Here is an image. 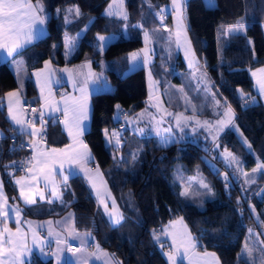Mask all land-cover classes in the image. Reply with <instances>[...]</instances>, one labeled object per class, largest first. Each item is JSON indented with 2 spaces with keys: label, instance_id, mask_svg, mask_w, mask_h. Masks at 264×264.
<instances>
[{
  "label": "trees",
  "instance_id": "16d2710c",
  "mask_svg": "<svg viewBox=\"0 0 264 264\" xmlns=\"http://www.w3.org/2000/svg\"><path fill=\"white\" fill-rule=\"evenodd\" d=\"M109 1L39 0L47 12L50 41L30 45L20 53L26 65L22 75L15 72L9 61H0V127L4 131L0 140V167L8 194L16 198L11 172L5 165L19 171L14 161L27 152L24 142L30 135L11 125L4 94L21 81L24 101L39 105L29 72L32 67L46 58L58 65L87 60L97 69L104 65L106 77L113 85L112 89L92 94L91 124L85 136L121 207L123 219L116 225L109 221L88 181L79 174L62 185V199L53 202V211L42 213L37 206L26 211L31 216H49L71 208L76 227L93 232L101 246L119 257L122 264H170L162 250L170 246L163 235V226L179 216L188 224L198 248L228 257L222 264H253L242 251L247 242H251L250 248L256 252L263 251L257 259L263 261L264 198L259 191L264 188V172L247 185L227 156L212 147L213 140L186 136L162 144L158 135L140 133L125 124L152 96L146 67L130 68L129 53L145 43V32L149 41L152 39L157 45L158 53L150 72L156 92L165 96L166 106L178 109L182 105L176 84L183 85L180 93L195 98L196 102L202 100L203 89L189 74L191 67L177 51L174 39L171 61L163 58L169 37L172 38L157 15L165 0H124L127 19L122 15H106L103 10ZM185 13L194 53L206 63L211 78V92L235 111V126H227L218 136L220 148L237 154L246 168H251L258 159L264 162V104L255 98L250 74V69L264 64V0H214V3L187 0ZM239 23L245 28L228 33L219 59L214 63L206 61L204 48L208 41L201 29ZM104 33H113L115 37L101 50L99 36ZM66 34L78 36L76 49L70 56L65 53ZM206 109L209 111L208 106ZM118 113L120 116L116 118ZM49 127L60 132L55 141H65L58 124L50 123ZM116 129L120 133L119 143L113 135ZM13 131L17 132L15 139L10 137ZM179 173L203 175L214 188V196L201 204L196 198L182 195ZM31 264L53 263L51 258L35 257Z\"/></svg>",
  "mask_w": 264,
  "mask_h": 264
},
{
  "label": "crops",
  "instance_id": "0c3cea01",
  "mask_svg": "<svg viewBox=\"0 0 264 264\" xmlns=\"http://www.w3.org/2000/svg\"><path fill=\"white\" fill-rule=\"evenodd\" d=\"M29 2L33 5L37 4V1L34 0H29ZM208 2L214 3V0H208ZM181 3L182 16L178 17L173 8L172 0H165L157 15L174 39L177 51L187 61L183 55L182 44L191 53L194 50L190 39H187L189 35L185 5L183 0H181ZM39 4L42 5L40 2ZM39 14L46 18L45 23L37 25L39 31L34 33L30 44L19 50V54L8 56L6 50L0 49V61H9L17 74L22 75L26 71L24 56L20 55V53L30 45L37 44L40 46L50 41L47 12L44 10ZM234 26L237 25L204 27L201 29L202 34L208 41L204 48V54L209 63H212L209 58V50L215 49L218 55V58L214 61L216 62L221 56L222 42L229 32H233L230 29ZM178 31L180 32L179 37L177 36ZM75 49L76 47L74 46L72 52L67 56L72 55ZM187 65L190 67L188 62ZM98 70L87 60L73 64L58 65L50 58H46L40 65L32 67L29 72L36 86V98L39 103L36 111V121L33 123H26L25 121L22 107L25 96L22 92L21 81L17 87L6 91L4 94V102L12 126L25 130L27 134L35 131L38 133L35 136H38L44 128H47L49 132L48 143L37 144L33 149L31 164L28 169L14 171L11 167L5 165L6 169L11 172V178L16 188V198H12L8 194L3 170L0 167V184H2L3 193L0 196V234L3 236V243L0 248L5 250L6 241L9 244V237H11V245H17L16 250L12 251L15 255L10 256L9 250H5L3 256H0V259L4 260L5 264H31L35 257L39 260L51 258L52 263L55 264L58 261L57 256L60 258L59 262L64 260V264H104L100 261H94L93 251L96 250L92 237L94 234H90L88 230H79L76 227L75 214L71 208L61 214L49 216H31L26 211V208L31 207L32 209V207L36 206L37 209L38 207L41 208L39 212L42 211V213L44 211H53L55 208L53 202L62 199V185L70 177L79 174L88 181L99 206L109 221L116 225L115 219L117 214H120V206H117V212L116 214L114 213L115 217L111 216L110 208L113 207L115 197L85 136L91 124V96L96 91L106 90L103 89L102 77L97 76ZM262 70H264V64L250 69V74L256 90L255 98L261 100L264 104V91L261 90V83H264V71ZM104 79L109 81L106 73ZM82 89L84 91H81ZM10 92L18 94L19 103H17L16 97L9 101L7 94ZM65 101H67L68 107L67 117L64 114ZM10 103L11 115L9 114ZM75 104L87 105V119L81 122L82 135H77V128L72 118L71 108ZM12 116L23 121V123L16 124ZM119 116L120 114L118 113L116 118H119ZM50 123L58 124L66 138L64 142L54 140L58 139L60 132L52 127L50 128ZM70 131L72 135H69ZM3 134L4 131L0 127V140ZM82 145H87V148L85 149ZM53 149L56 152H53ZM84 152L90 153V155L87 158L78 156L79 153ZM65 177H67L66 180ZM17 181H20V183H17ZM22 190L23 195H21ZM41 194L43 199H41ZM26 200L34 202H26ZM105 205H107V211L105 210ZM16 209L19 211H15ZM163 235L167 239L168 244H170L171 250H173L177 261L175 264H216V260L210 254L214 253L215 257L218 258L217 252L211 249L198 248L197 241L192 233L193 238L190 239L188 244L183 246L172 238L167 229L165 231L163 228ZM69 240L79 242L82 245L81 248L69 249L67 247ZM192 244L195 247H192ZM69 253H77V255L72 256ZM100 253L101 258H104L105 261L111 258L110 252L104 247H102ZM106 264L109 263L106 262ZM219 264H221L220 261Z\"/></svg>",
  "mask_w": 264,
  "mask_h": 264
},
{
  "label": "rangeland",
  "instance_id": "374dc122",
  "mask_svg": "<svg viewBox=\"0 0 264 264\" xmlns=\"http://www.w3.org/2000/svg\"><path fill=\"white\" fill-rule=\"evenodd\" d=\"M113 0H110L108 4H106L104 8V12L106 13V9L108 8L109 4H112ZM117 8H119L120 11L126 12L127 9L124 3V0H122V6H121V0H115V5L113 8V11H116ZM241 24V23H239ZM238 25V24H236ZM84 30H81V33ZM147 33V32H145ZM144 33V39L145 43L135 50H132L129 53V57L131 53H137V59L132 60L130 57V68L134 69L139 66H145L147 69V76H148V83H149V90L151 92V97L148 100V103L144 108L139 110L136 114H134L132 117H128L125 120V124L129 125L131 128L138 130L140 133L145 132H151L156 135H158L160 138V142L162 144H167L170 142L172 138H182L189 136L191 138L199 136L202 139L208 138L210 140H213L212 147L216 148L219 153L225 154L227 156V161L232 163L236 168L237 172L243 176L244 183L250 184L255 182L261 172H264V169H260L257 171H253V169L257 168L258 164H264V162L260 159L257 160L256 164L253 165L251 168H246L245 163L243 159H241L237 154H232V156L236 157L235 160H232V158L228 155V152H225L224 148H220L219 145V139L218 136L220 132L225 129L227 126H235L234 124V117H235V111L234 108L226 104L225 101L218 98L217 96L213 95L210 89V83L211 78L210 75L206 69L205 62L199 61L197 56L194 52H190L184 44H182L183 49V55L187 59L188 64L191 67V70L189 74H191L192 79L196 83V85L203 89L202 91V100L200 102H196L195 98H191L189 95L184 94L181 89L183 88V85L176 84L177 92L182 97V105L178 109H174V107H168L166 106L165 96L162 93H157L155 89V82L152 80L153 77L150 72V68L152 63L155 61L157 51V45L153 40L151 39L149 41V36L147 33V39L145 37ZM78 33L77 35H79ZM77 35H71L66 34L64 37L65 42V53L66 55H69L72 52L73 47L77 46ZM100 36L105 37V40L102 41L103 47L115 37L113 33H104ZM226 38V37H225ZM189 40V37H187ZM170 41V42H169ZM168 41V47L163 52V58H166L167 61H171L173 55V45L171 44L173 42V38L169 37ZM209 58L211 59L210 62L214 63V61L218 58V55L215 52V49L209 50ZM146 53V55H145ZM146 61V62H145ZM206 61L207 58H206ZM100 68L97 73V76L102 77L103 82V89H112L113 85L110 81H106L105 78V69L104 65ZM180 88V89H179ZM175 93V92H174ZM182 94V95H181ZM219 102V103H217ZM208 106L209 111L206 109ZM228 113V115H225V113ZM167 113H172V115H168ZM177 116L180 117L179 125L177 123ZM207 122V123H205ZM123 123L122 126L125 125ZM114 133L116 134L114 138L117 140H120V133L116 129L114 130ZM243 139V138H242ZM178 180L180 184V192L181 193H187L186 195L196 198L201 204L204 203L206 199L212 198L214 196V188L210 184V182L205 179L203 175L200 174H193V175H185V174H178ZM207 185V187H205ZM259 196L261 198H264V188H262L259 191ZM115 201V209L113 207L110 208V214L111 216L115 217L114 213L117 212V206H120L116 199ZM120 209V215L123 216L121 207ZM163 228L167 229L168 233L172 235V238L176 240V242H179L182 246L185 244H188L191 238L193 236L191 235L190 229L188 224L186 223L185 219L182 216L176 217L174 219L169 220L167 223L164 224ZM90 234L91 231H89ZM2 237L0 234V247L2 245ZM96 250H94V261L97 262L100 261L101 263L106 264L108 262L109 264H122L121 259L117 257L115 254L111 253L108 249L107 251L110 252L111 258L108 260H104V258H101L100 250L102 249L101 244L97 241L96 236L92 235ZM190 237V239H189ZM6 248L5 250L13 249L12 251L16 250L17 245H11L8 244L6 241ZM251 242H247L246 245L243 247L242 251L243 254H245L253 264H264L263 261H258V257L262 255L263 251L256 252L254 249L250 248ZM97 245L99 247H97ZM4 250V251H5ZM163 253L167 256L169 262L171 264H174L177 262L173 250H171V246L162 247ZM9 251V255H15L14 252ZM256 252V253H254ZM71 254V253H69ZM218 254V253H217ZM73 255H77V253H72ZM173 257V260L169 259V256ZM219 261L222 264V260L228 259V257L224 254L220 256L217 255ZM62 257V255H61ZM64 260L60 261L59 264H64ZM22 264V263H21ZM55 264H58V261L55 262ZM95 264V263H94ZM182 264V263H181ZM186 264V263H185Z\"/></svg>",
  "mask_w": 264,
  "mask_h": 264
},
{
  "label": "snow or ice",
  "instance_id": "6c2138e0",
  "mask_svg": "<svg viewBox=\"0 0 264 264\" xmlns=\"http://www.w3.org/2000/svg\"><path fill=\"white\" fill-rule=\"evenodd\" d=\"M184 5H186L187 0H183ZM115 5V0H113L112 4H109L108 8L106 9V15L112 16V15H122L124 19H127V13L122 12L117 8L116 11H113ZM173 8L175 9L178 17L182 16V3L181 0H172ZM121 6H122V0H121ZM44 11L43 6L39 4V0H37V4L33 5L29 2V0H0V49L6 50L8 56H13L14 54H19V50L23 49L26 45L30 44L33 39L34 33L39 31V28L37 25H43L45 23V17L40 15L39 13H42ZM72 11V10H69ZM76 15L80 14L79 8L75 9ZM244 28L243 24H238L237 26H234L231 31L239 32ZM180 32H177V36L179 37ZM145 37L147 39V33H145ZM99 40L104 41L105 37L99 36ZM103 49V45H101V50ZM146 55V53H145ZM138 54L137 53H131L130 57L132 60L137 59ZM146 62V61H145ZM47 63V62H46ZM264 71V70H262ZM261 90L264 91V83H261ZM81 91H84L83 89ZM9 101L13 97L17 98V103H19V97L18 94L15 92H10L7 94ZM66 108L64 111L65 116H68V107H67V101ZM219 103V102H217ZM119 108V105L117 106ZM11 103L9 104V114L11 115ZM72 111V118L75 124V127L77 128V135H82L81 130V122L82 120L87 119V105L86 104H75L71 108ZM168 115H172V113H167ZM225 115H228L226 112ZM12 119L16 122V124H22L23 121L17 119L15 116H12ZM180 117L177 116V123L179 125ZM31 123V122H29ZM207 123V122H205ZM23 131V129H21ZM38 133L33 131L29 133V135L35 136ZM69 135H72L71 131L69 132ZM113 135H116L113 133ZM117 143H119V140H117ZM82 144V141H81ZM85 149L87 148V145H82ZM250 147V146H249ZM53 152H56L55 149L52 150ZM225 152H227V149H225ZM90 155V153L84 152L79 153L78 156L82 158H87ZM228 155L232 158V160H235L236 157L232 156L231 153H228ZM260 169H264V164H258L256 169H253V171H257ZM67 177H65V180ZM17 183H20V181H17ZM207 187V185H205ZM187 193H182V195H186ZM2 184H0V196H2ZM21 195H23V190L21 191ZM55 195V193H54ZM41 199H43V196L41 194ZM26 202H34V201H27ZM113 208H115V201H113ZM105 210L107 211V205H105ZM15 211H19L16 209ZM123 219L122 215L117 214V218L115 219V223L119 224L120 221ZM190 239V237H189ZM9 244H11V237H9L8 240ZM192 247H195L194 244L191 245ZM97 247H99L97 245ZM13 249H9V251H12ZM178 251V250H177ZM4 250L3 248H0V256H3ZM208 255V254H206ZM213 259L216 260V264H219L218 258L215 257V254H210ZM59 256H57L58 264H59ZM170 260H173V257L169 256ZM0 264H5V261L0 259ZM175 264V261H174Z\"/></svg>",
  "mask_w": 264,
  "mask_h": 264
},
{
  "label": "built area",
  "instance_id": "2783aa9c",
  "mask_svg": "<svg viewBox=\"0 0 264 264\" xmlns=\"http://www.w3.org/2000/svg\"><path fill=\"white\" fill-rule=\"evenodd\" d=\"M38 104L32 101H24L22 103L23 112L25 115L26 123H33L36 121V111L38 109ZM21 131V129H20ZM23 134H27L25 130L21 131ZM17 136V132L13 131L10 133V137L15 139ZM48 143V129L44 128L41 130L38 136H30V139L27 142H24V145L27 147V152L25 154L20 155L15 161V169L26 170L29 168L31 164V158L33 154V149L37 144H47ZM81 244L77 241L69 240L67 242V247L69 249H79L81 248Z\"/></svg>",
  "mask_w": 264,
  "mask_h": 264
}]
</instances>
